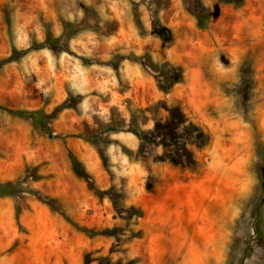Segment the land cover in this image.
Wrapping results in <instances>:
<instances>
[{
  "label": "rangeland",
  "instance_id": "1",
  "mask_svg": "<svg viewBox=\"0 0 264 264\" xmlns=\"http://www.w3.org/2000/svg\"><path fill=\"white\" fill-rule=\"evenodd\" d=\"M15 48L0 106L57 136L0 107V264H264V0H0Z\"/></svg>",
  "mask_w": 264,
  "mask_h": 264
},
{
  "label": "trees",
  "instance_id": "2",
  "mask_svg": "<svg viewBox=\"0 0 264 264\" xmlns=\"http://www.w3.org/2000/svg\"><path fill=\"white\" fill-rule=\"evenodd\" d=\"M225 1L226 2H234L236 4H241L243 2V0H225ZM157 24L159 25V23H157ZM200 24L203 25V22H200ZM160 31H161L160 35H161L163 40L168 41V42L172 41L170 29H168L166 27H161ZM54 41H58V38L50 37L46 42H54ZM46 42H44L42 45H45ZM18 52H19V50H17L15 48L14 54L12 56H9V57H6V58L0 60V66L6 61L13 60L14 56H16ZM171 69H172V74H174V79L179 80L181 75L178 74V68L172 67ZM175 74H178L179 76H176ZM65 105L68 106V103L62 102L58 105L57 108H62ZM0 107L2 109H4L5 111H7L12 116L25 118V119H31L36 128L42 130L44 133H47L50 137H56L57 136V134H52L49 126L46 125L50 114L46 113L44 111V109L10 108V107H6V106H0ZM76 136L86 138L91 142L92 141L95 142L96 138H97V135L95 133L88 134L85 132H84V134H76ZM68 155H69V159L72 162V166H73V170H74L75 174L80 176V177H83L87 181H92V176H91L90 172L88 170H86L85 167L82 166L81 160L78 158V156L72 150L68 151ZM20 190H31V189L27 185H22L20 183L0 182V197H6V196H8L12 193H16ZM44 197H45L44 203L51 205V200L54 202L55 198L53 196L45 195ZM255 212H256V214L253 217L254 224L251 227L252 233L259 234L261 237H264V221H263L264 214H263V211L261 209H259V211L257 212V209H256ZM69 221L72 222V224L77 229L81 230L80 226L76 225V222H74L72 219H70ZM254 246L255 245L251 244V242H247V244L245 246L246 252H247L246 256H248L253 251ZM107 258H108V256H101L100 257V259L102 261L107 260ZM243 263L244 262L242 261L241 264H243Z\"/></svg>",
  "mask_w": 264,
  "mask_h": 264
},
{
  "label": "bare ground",
  "instance_id": "3",
  "mask_svg": "<svg viewBox=\"0 0 264 264\" xmlns=\"http://www.w3.org/2000/svg\"><path fill=\"white\" fill-rule=\"evenodd\" d=\"M235 122H236V121H235ZM237 122H238V121H237ZM228 123L230 124V123H234V122L231 121V122H228ZM229 124H227L225 127H231V126H229ZM235 124H237V123H234V125H235ZM238 124H239V122H238Z\"/></svg>",
  "mask_w": 264,
  "mask_h": 264
}]
</instances>
